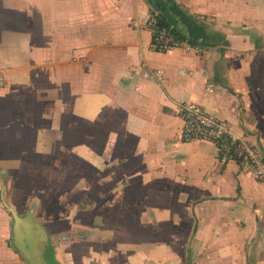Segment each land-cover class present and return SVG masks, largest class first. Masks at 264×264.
<instances>
[{
	"label": "crops",
	"instance_id": "crops-1",
	"mask_svg": "<svg viewBox=\"0 0 264 264\" xmlns=\"http://www.w3.org/2000/svg\"><path fill=\"white\" fill-rule=\"evenodd\" d=\"M173 1L215 46L154 51L153 9L187 34L169 0H0V212L21 259L10 210L33 212L49 264H264V181L183 142L177 115L201 105L264 154V0Z\"/></svg>",
	"mask_w": 264,
	"mask_h": 264
},
{
	"label": "built area",
	"instance_id": "built-area-1",
	"mask_svg": "<svg viewBox=\"0 0 264 264\" xmlns=\"http://www.w3.org/2000/svg\"><path fill=\"white\" fill-rule=\"evenodd\" d=\"M147 28L152 34V49L156 52L168 53L191 47L188 38L181 39L172 28L159 26L156 15H149ZM2 86L3 78L0 75V88ZM177 115L182 121L180 139L183 142L210 143L216 147L220 158L234 160L264 181V154L261 148L235 137L228 122L214 117L203 106L195 103L180 104Z\"/></svg>",
	"mask_w": 264,
	"mask_h": 264
},
{
	"label": "water",
	"instance_id": "water-1",
	"mask_svg": "<svg viewBox=\"0 0 264 264\" xmlns=\"http://www.w3.org/2000/svg\"><path fill=\"white\" fill-rule=\"evenodd\" d=\"M13 216V246L24 256L28 264H49L44 255L48 235L41 225L35 222L33 212Z\"/></svg>",
	"mask_w": 264,
	"mask_h": 264
},
{
	"label": "trees",
	"instance_id": "trees-1",
	"mask_svg": "<svg viewBox=\"0 0 264 264\" xmlns=\"http://www.w3.org/2000/svg\"><path fill=\"white\" fill-rule=\"evenodd\" d=\"M171 5V10L180 19L183 26L187 30L186 36L180 32L178 29L173 28L171 24L167 21L166 17L158 13L156 10H152L151 14L156 15L158 19V24L161 27L172 28L175 35L181 39L188 38V42L191 46H215L217 44L216 40L212 42L211 37L207 35L206 28L202 22V18L197 16H192L185 11H183L173 0H169Z\"/></svg>",
	"mask_w": 264,
	"mask_h": 264
},
{
	"label": "rangeland",
	"instance_id": "rangeland-1",
	"mask_svg": "<svg viewBox=\"0 0 264 264\" xmlns=\"http://www.w3.org/2000/svg\"><path fill=\"white\" fill-rule=\"evenodd\" d=\"M11 203L23 205V208L34 204V198L25 194H20L18 196H10L7 197ZM8 205H10L7 201H5ZM11 206V205H10ZM28 208V209H29ZM19 209H22L19 207ZM24 211L26 209H23ZM25 214V213H24ZM11 224L12 218L3 206V211L0 212V264H26L25 259H21V257L15 255L10 245V236H11Z\"/></svg>",
	"mask_w": 264,
	"mask_h": 264
}]
</instances>
